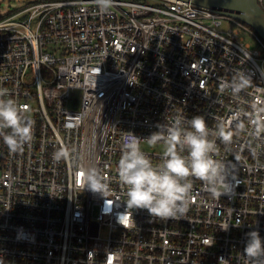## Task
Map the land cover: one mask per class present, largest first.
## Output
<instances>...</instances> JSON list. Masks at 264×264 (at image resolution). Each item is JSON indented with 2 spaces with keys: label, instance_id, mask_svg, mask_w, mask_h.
<instances>
[{
  "label": "built area",
  "instance_id": "obj_1",
  "mask_svg": "<svg viewBox=\"0 0 264 264\" xmlns=\"http://www.w3.org/2000/svg\"><path fill=\"white\" fill-rule=\"evenodd\" d=\"M238 72L250 84L222 89ZM0 88L33 121L23 150L0 138V264H88L92 251L95 264H247L246 233L264 238V40L243 21L186 0H114L106 12L95 0H31L0 15ZM197 115L232 195L192 178L181 219L126 210V134L142 145ZM90 169L105 197L85 187Z\"/></svg>",
  "mask_w": 264,
  "mask_h": 264
},
{
  "label": "clouds",
  "instance_id": "obj_2",
  "mask_svg": "<svg viewBox=\"0 0 264 264\" xmlns=\"http://www.w3.org/2000/svg\"><path fill=\"white\" fill-rule=\"evenodd\" d=\"M95 3L106 12L113 7L114 0H95ZM250 82V77L238 72L231 82L222 84V89L239 93ZM211 134L202 115L191 119L177 117L171 123L158 125V131L144 139L149 145L164 146L162 163L153 165L141 148V139L128 132L117 167L119 180L126 187V210L144 209L152 218L181 219L191 202L192 178L200 180L210 190L230 197L234 189L226 180L224 163L213 156L216 143L209 138ZM219 135L225 142L230 139L223 132ZM32 137L33 121L28 107L11 98L6 88H0V138L10 152L16 153L23 150ZM67 156L65 148L53 153L55 161ZM85 187L102 196L106 190L96 169L85 173ZM243 255L247 264H264V238L258 231L246 233ZM88 264H95L94 251L88 253ZM219 264H226V260L220 257Z\"/></svg>",
  "mask_w": 264,
  "mask_h": 264
},
{
  "label": "water",
  "instance_id": "obj_3",
  "mask_svg": "<svg viewBox=\"0 0 264 264\" xmlns=\"http://www.w3.org/2000/svg\"><path fill=\"white\" fill-rule=\"evenodd\" d=\"M243 21L251 26L264 40V8L259 0H186Z\"/></svg>",
  "mask_w": 264,
  "mask_h": 264
},
{
  "label": "rangeland",
  "instance_id": "obj_4",
  "mask_svg": "<svg viewBox=\"0 0 264 264\" xmlns=\"http://www.w3.org/2000/svg\"><path fill=\"white\" fill-rule=\"evenodd\" d=\"M31 0H0V15L3 14L4 12L10 10L13 7H16L18 5L24 4L26 2H29ZM148 1H152V0H148ZM243 37L246 38L247 41H249L251 43L252 47H256V41L254 40L253 37L242 33L241 34ZM75 97L78 100V102H80L81 100V91L77 90L75 92ZM142 148L146 149V150H157V151H163V147L162 145H156V146H152L149 145L147 142L146 143H142Z\"/></svg>",
  "mask_w": 264,
  "mask_h": 264
},
{
  "label": "trees",
  "instance_id": "obj_5",
  "mask_svg": "<svg viewBox=\"0 0 264 264\" xmlns=\"http://www.w3.org/2000/svg\"><path fill=\"white\" fill-rule=\"evenodd\" d=\"M50 1V0H35V2ZM261 5L264 8V0L261 1Z\"/></svg>",
  "mask_w": 264,
  "mask_h": 264
}]
</instances>
